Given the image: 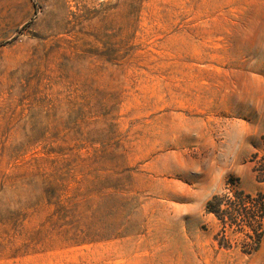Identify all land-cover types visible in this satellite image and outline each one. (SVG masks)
Returning a JSON list of instances; mask_svg holds the SVG:
<instances>
[{
    "label": "rangeland",
    "instance_id": "1",
    "mask_svg": "<svg viewBox=\"0 0 264 264\" xmlns=\"http://www.w3.org/2000/svg\"><path fill=\"white\" fill-rule=\"evenodd\" d=\"M263 137L264 0H0V264H264Z\"/></svg>",
    "mask_w": 264,
    "mask_h": 264
},
{
    "label": "trees",
    "instance_id": "2",
    "mask_svg": "<svg viewBox=\"0 0 264 264\" xmlns=\"http://www.w3.org/2000/svg\"><path fill=\"white\" fill-rule=\"evenodd\" d=\"M263 143L260 146V150L263 153L260 156L256 153V167L254 168L256 173L257 182L264 183V137L262 138ZM232 188L228 189V194L221 197H214L213 200L208 204V211L219 215L220 208L222 205H227L230 208L235 209L234 215L244 218L243 225L253 230L257 234L261 231V222L264 219V196L258 194L254 196L252 194H245L244 191L237 189V186L231 184ZM223 215L224 212H220ZM235 224L236 222H232ZM226 224V223H224ZM239 229V227L237 226ZM260 236V235H259Z\"/></svg>",
    "mask_w": 264,
    "mask_h": 264
}]
</instances>
